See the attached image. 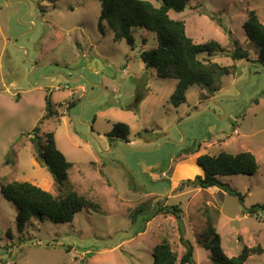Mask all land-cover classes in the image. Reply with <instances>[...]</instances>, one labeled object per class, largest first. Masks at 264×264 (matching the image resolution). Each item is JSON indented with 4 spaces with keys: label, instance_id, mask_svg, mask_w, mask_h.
Instances as JSON below:
<instances>
[{
    "label": "rangeland",
    "instance_id": "rangeland-1",
    "mask_svg": "<svg viewBox=\"0 0 264 264\" xmlns=\"http://www.w3.org/2000/svg\"><path fill=\"white\" fill-rule=\"evenodd\" d=\"M100 10L99 0H0L1 183L29 181L55 195L75 190L104 210L84 208L67 223L32 221L21 233L17 210L0 191V264H152V249L162 239L178 258L190 243L195 263L210 264L208 215L227 256L260 246L245 264H264V214L243 212L264 203V66L254 62L259 48L243 27L250 10L264 23V0H193L182 12L169 11L185 20L195 43L217 41L226 51L209 59L232 68L214 96L194 85L178 107L168 102L176 80L158 77L140 57L156 46L155 34L139 30L131 49L124 40L113 41L105 22L100 29ZM232 38L249 51L250 61H233ZM117 122L129 125L131 148L109 142ZM36 125L42 141L45 132H54L58 149L73 163L61 191L36 157ZM143 131L165 136L148 144L139 138ZM220 151L256 157L255 174L223 178L245 196L243 203L218 187L185 183L203 174L189 160ZM8 152L12 164H4ZM157 203L181 212L132 223L136 207Z\"/></svg>",
    "mask_w": 264,
    "mask_h": 264
},
{
    "label": "trees",
    "instance_id": "trees-1",
    "mask_svg": "<svg viewBox=\"0 0 264 264\" xmlns=\"http://www.w3.org/2000/svg\"><path fill=\"white\" fill-rule=\"evenodd\" d=\"M191 1L193 0H162V3L156 6L149 0H99L101 5L99 27L102 30V23L105 22L112 31L113 41L124 40L131 49H134L136 45L134 35L139 30L146 29L155 34L156 46L141 51L140 57L147 68L155 69L158 77L176 80L174 90L168 99V102L175 107L187 101L186 93L194 85L207 88L214 96L221 88L222 77L232 74V68L209 59L216 52L226 51L217 41L195 43L186 32L185 20L170 17V10L182 12ZM243 27L247 38L259 48L254 62L264 66V23L255 10L248 12ZM227 32L231 35L230 31ZM231 42L234 44V50L228 53L233 61L243 59L250 61L249 51L242 49L237 39L232 38ZM202 54L207 55V58H201ZM45 108L50 115L52 102L51 94L48 92L45 95ZM38 131L39 126L36 125L32 130L35 135L31 137L36 157L53 174L55 185L61 191L73 163L67 160L58 149L54 132H45L43 134L45 140L42 141ZM111 134L127 139L129 125L125 122H117L113 125L109 135ZM189 161L200 167L203 174L186 180L187 185L202 189L218 187L237 196L241 203L244 202L245 196L224 182L223 178L234 174L253 175L258 170L256 157L250 151H240L235 154L226 151L202 152ZM12 163H14V155L8 152L4 164ZM0 191L14 204L17 210L16 227L21 233L31 225L32 221L72 222L74 216L84 208L100 214L104 213L99 203L71 189L55 195L29 181L13 180L2 184L0 180ZM179 212L181 210L176 205L141 204L134 209L131 219L132 223H135L141 216V220L145 223L158 214L171 213L178 217ZM243 212L264 214V203L244 208ZM141 229L140 231H143V226ZM7 235L10 239L13 238L11 232ZM205 236L207 239L211 237L210 241L204 244V247L211 252L210 264H245L252 254L262 251L260 246L250 248L244 246L237 255L227 256L221 247L219 233L209 215ZM185 246V253L178 258L169 241L162 239L152 249V264H196L193 245L189 243Z\"/></svg>",
    "mask_w": 264,
    "mask_h": 264
},
{
    "label": "water",
    "instance_id": "water-1",
    "mask_svg": "<svg viewBox=\"0 0 264 264\" xmlns=\"http://www.w3.org/2000/svg\"><path fill=\"white\" fill-rule=\"evenodd\" d=\"M96 62H97L96 60L91 62V66L97 68ZM140 135H141V138H142L144 143L153 144V143H156L159 139L163 138L165 136V133L164 132L153 133V132L143 131V132H141ZM123 141L127 144L128 147H130V145H128L126 139L123 138ZM163 141H161V142H163ZM98 144L101 147L100 143H98ZM180 226H181V229L183 230L182 224Z\"/></svg>",
    "mask_w": 264,
    "mask_h": 264
},
{
    "label": "flooded vegetation",
    "instance_id": "flooded-vegetation-1",
    "mask_svg": "<svg viewBox=\"0 0 264 264\" xmlns=\"http://www.w3.org/2000/svg\"><path fill=\"white\" fill-rule=\"evenodd\" d=\"M108 137H109V142H110V139H111V142L113 141V140H121V141H123V138H121L120 136H118V135H116V134H111V135H109L108 134ZM139 138L142 140V138H141V135L139 136ZM164 138V137H163ZM164 140V139H163ZM143 141V140H142ZM113 142H115V141H113Z\"/></svg>",
    "mask_w": 264,
    "mask_h": 264
}]
</instances>
